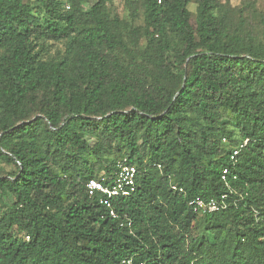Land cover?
<instances>
[{"label":"trees","instance_id":"obj_1","mask_svg":"<svg viewBox=\"0 0 264 264\" xmlns=\"http://www.w3.org/2000/svg\"><path fill=\"white\" fill-rule=\"evenodd\" d=\"M125 160L112 218L87 184ZM130 259L264 264V9L0 0V264Z\"/></svg>","mask_w":264,"mask_h":264},{"label":"built area","instance_id":"obj_2","mask_svg":"<svg viewBox=\"0 0 264 264\" xmlns=\"http://www.w3.org/2000/svg\"><path fill=\"white\" fill-rule=\"evenodd\" d=\"M239 154L236 150L233 153L232 159ZM225 176L228 174L226 170L224 172ZM225 179V177H224ZM87 189L90 196L96 194L101 195L100 202L109 210L110 216L112 218H117V213L114 208L113 201L117 197H130L137 191V169L135 166L130 165L127 161H120L117 164L116 172L113 177H101L100 179H92L87 184ZM175 191L182 192L181 188L176 185L172 186ZM225 196H222L221 201L218 199L204 200L197 198L190 203V206L194 209L195 213L198 215H206L219 212L221 209L225 208L224 204ZM124 264H136L132 259L127 260ZM143 264V263H140Z\"/></svg>","mask_w":264,"mask_h":264},{"label":"rangeland","instance_id":"obj_3","mask_svg":"<svg viewBox=\"0 0 264 264\" xmlns=\"http://www.w3.org/2000/svg\"><path fill=\"white\" fill-rule=\"evenodd\" d=\"M223 1H226V0H223ZM231 1V3L233 4V5H239L240 3H241V1L242 0H230ZM256 3H257V5L260 7V8H262V9H264V0H254ZM191 9H192V11L194 12L195 11V6L193 5V6H191Z\"/></svg>","mask_w":264,"mask_h":264}]
</instances>
